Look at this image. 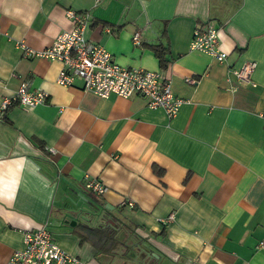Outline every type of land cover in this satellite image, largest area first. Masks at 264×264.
<instances>
[{
	"label": "crops",
	"instance_id": "1",
	"mask_svg": "<svg viewBox=\"0 0 264 264\" xmlns=\"http://www.w3.org/2000/svg\"><path fill=\"white\" fill-rule=\"evenodd\" d=\"M69 9L90 14L85 37L117 63L163 71L186 100L177 114L62 86L59 61L25 55L19 43L42 49L73 28ZM207 23L223 63L190 49ZM245 61L255 86L231 74ZM23 82L48 98L0 121V264L44 225L83 264H264V0H0V102ZM85 228L105 232L81 241Z\"/></svg>",
	"mask_w": 264,
	"mask_h": 264
},
{
	"label": "built area",
	"instance_id": "2",
	"mask_svg": "<svg viewBox=\"0 0 264 264\" xmlns=\"http://www.w3.org/2000/svg\"><path fill=\"white\" fill-rule=\"evenodd\" d=\"M66 16L75 22L73 28L58 33L51 43L42 49H32L19 43L24 54L59 61L62 68L58 72L56 82L62 86H77V81H80L79 87L82 90L90 91L102 98L111 94L123 98L139 95L146 99L149 108H162L169 118L177 114L179 107L186 100L173 93L170 81L163 71L127 67L117 63L104 46L85 37L89 13H77L69 9ZM132 39L135 44H140L138 32L133 34ZM190 49L201 51L219 63L225 62L228 57L227 53L219 48L218 27L212 23L193 30ZM255 66L256 62L245 61L239 67L231 69V74L241 83L255 86L251 78ZM185 81L196 84L198 78L186 77ZM47 98L46 91L30 89L28 82H23L11 97H4L1 100L0 121L13 103L31 108L45 103ZM259 115L264 118V110ZM45 149L50 154L55 153L52 147ZM84 187L98 196L107 191V186L94 177H86ZM173 216L170 214L161 222L165 224L172 221ZM257 247H264V241H259ZM7 264H83V262L60 247L44 225L23 233L22 248L12 252Z\"/></svg>",
	"mask_w": 264,
	"mask_h": 264
},
{
	"label": "trees",
	"instance_id": "3",
	"mask_svg": "<svg viewBox=\"0 0 264 264\" xmlns=\"http://www.w3.org/2000/svg\"><path fill=\"white\" fill-rule=\"evenodd\" d=\"M151 48L155 52L156 56L159 58V61H160L161 65L163 66V68H166L167 60L165 58V56H166L165 48L161 47L160 45H152ZM84 232L82 234L81 233L79 234L81 237V241L91 239V238L93 239L94 235L104 234L105 231L104 230H93V229L85 228Z\"/></svg>",
	"mask_w": 264,
	"mask_h": 264
}]
</instances>
